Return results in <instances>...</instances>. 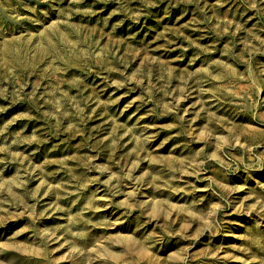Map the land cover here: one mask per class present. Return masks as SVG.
<instances>
[{"label":"rangeland","instance_id":"1","mask_svg":"<svg viewBox=\"0 0 264 264\" xmlns=\"http://www.w3.org/2000/svg\"><path fill=\"white\" fill-rule=\"evenodd\" d=\"M0 264H264V0H0Z\"/></svg>","mask_w":264,"mask_h":264}]
</instances>
